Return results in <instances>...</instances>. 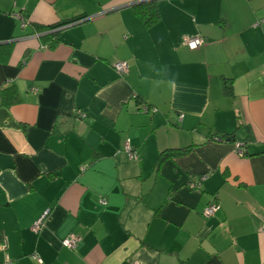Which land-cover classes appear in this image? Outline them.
Here are the masks:
<instances>
[{
  "label": "crops",
  "instance_id": "0c3cea01",
  "mask_svg": "<svg viewBox=\"0 0 264 264\" xmlns=\"http://www.w3.org/2000/svg\"><path fill=\"white\" fill-rule=\"evenodd\" d=\"M262 17L264 0H0V264H264Z\"/></svg>",
  "mask_w": 264,
  "mask_h": 264
},
{
  "label": "trees",
  "instance_id": "16d2710c",
  "mask_svg": "<svg viewBox=\"0 0 264 264\" xmlns=\"http://www.w3.org/2000/svg\"><path fill=\"white\" fill-rule=\"evenodd\" d=\"M133 13L136 17L140 18L143 23L145 24L146 27H149L151 25H154L155 23H157L160 20V13L158 10V7L156 5L155 2L153 1H145V2H141L138 3L137 5L133 6ZM83 16H77L73 19H70L68 21L65 22H61L58 25H54L51 28H41L40 30H47V29H60L62 26L65 25H70L73 23H77L79 20L83 19ZM50 27V26H49ZM48 31V30H47ZM56 32L52 35L50 34L49 36H45V40H49L51 38H53L54 36H56ZM0 42V64H4L7 63L9 61V57L10 54L12 52V47H13V43H10L8 41L6 42ZM225 86H224V90L225 93L227 94H232V89H231V84L224 81ZM3 92H1V103L3 106H10L14 103H17L18 101L21 100L20 96L18 95V93H16V90L14 89H6L3 90ZM211 139H215V140H220V141H232L234 139L233 134H223V133H213L211 134ZM195 148V145H188L185 147H181V148H166L163 149L162 151H160L158 153V156L156 158V162L154 165V172L158 173L160 170L161 165L167 161V160H172V159H176L179 157H183L189 153H191L193 151V149ZM79 238V237H78Z\"/></svg>",
  "mask_w": 264,
  "mask_h": 264
},
{
  "label": "built area",
  "instance_id": "2783aa9c",
  "mask_svg": "<svg viewBox=\"0 0 264 264\" xmlns=\"http://www.w3.org/2000/svg\"><path fill=\"white\" fill-rule=\"evenodd\" d=\"M254 26L264 28V17L257 20L254 23ZM183 42L189 50L193 51V50H197L199 47L203 46L206 43V39L201 35H197V36L185 38ZM114 69L119 75H125L128 71V65L126 62H118L114 65ZM78 115L82 116L81 113H78ZM123 149H124V152H125L128 160H132V161L138 160V158H139L138 152L130 145L129 140H126V142L124 143ZM237 152L239 154H242V151L239 148L237 149ZM197 186H199V185L196 184L195 188H197ZM191 188H193V186H191ZM101 203L105 204L106 202H105V200H101ZM220 208L221 207L217 202L210 203L204 209L203 215L205 217H210V216L214 215L216 212H218L220 210ZM48 211L49 210H46L44 212L43 216H41V218L35 223V225L32 228L33 231L39 230L40 225L42 223V220L48 214ZM261 229L264 230V224L261 226ZM78 242H79V238L77 236H75L74 234H70L66 238L61 240V246L66 248V249L73 250L76 248ZM0 249L4 250L5 244H2ZM33 257H35V256H33Z\"/></svg>",
  "mask_w": 264,
  "mask_h": 264
},
{
  "label": "bare ground",
  "instance_id": "6f19581e",
  "mask_svg": "<svg viewBox=\"0 0 264 264\" xmlns=\"http://www.w3.org/2000/svg\"><path fill=\"white\" fill-rule=\"evenodd\" d=\"M186 47V46H185ZM121 76V75H120Z\"/></svg>",
  "mask_w": 264,
  "mask_h": 264
},
{
  "label": "water",
  "instance_id": "95a60500",
  "mask_svg": "<svg viewBox=\"0 0 264 264\" xmlns=\"http://www.w3.org/2000/svg\"><path fill=\"white\" fill-rule=\"evenodd\" d=\"M59 30V29H58Z\"/></svg>",
  "mask_w": 264,
  "mask_h": 264
}]
</instances>
